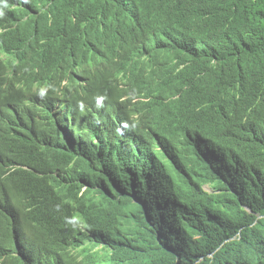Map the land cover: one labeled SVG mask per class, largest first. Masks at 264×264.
I'll use <instances>...</instances> for the list:
<instances>
[{"label":"trees","instance_id":"1","mask_svg":"<svg viewBox=\"0 0 264 264\" xmlns=\"http://www.w3.org/2000/svg\"><path fill=\"white\" fill-rule=\"evenodd\" d=\"M11 3L0 264H264V0Z\"/></svg>","mask_w":264,"mask_h":264},{"label":"clouds","instance_id":"2","mask_svg":"<svg viewBox=\"0 0 264 264\" xmlns=\"http://www.w3.org/2000/svg\"><path fill=\"white\" fill-rule=\"evenodd\" d=\"M12 0H0V19H2L8 10L12 8H16L15 5H12ZM2 31V27L0 26V32ZM203 187V186H202Z\"/></svg>","mask_w":264,"mask_h":264},{"label":"rangeland","instance_id":"3","mask_svg":"<svg viewBox=\"0 0 264 264\" xmlns=\"http://www.w3.org/2000/svg\"><path fill=\"white\" fill-rule=\"evenodd\" d=\"M209 185H210V184H208V183H204L202 186H203V188L206 189V190H211L212 188H211Z\"/></svg>","mask_w":264,"mask_h":264},{"label":"bare ground","instance_id":"4","mask_svg":"<svg viewBox=\"0 0 264 264\" xmlns=\"http://www.w3.org/2000/svg\"><path fill=\"white\" fill-rule=\"evenodd\" d=\"M124 129H126V131H131V130H132L131 127H130L129 125H126V126L124 127Z\"/></svg>","mask_w":264,"mask_h":264}]
</instances>
